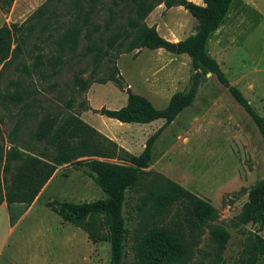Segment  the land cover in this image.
Instances as JSON below:
<instances>
[{
	"label": "rangeland",
	"instance_id": "1",
	"mask_svg": "<svg viewBox=\"0 0 264 264\" xmlns=\"http://www.w3.org/2000/svg\"><path fill=\"white\" fill-rule=\"evenodd\" d=\"M69 1L60 5L48 24L36 23L24 36L20 52L8 59L0 75V264H108L109 261L107 243L91 244L83 232L62 223L45 207L52 201L102 200L105 196L101 190L79 167L62 165L55 168L26 208L7 207L3 196L20 166L19 161L13 162L8 173L3 174L7 151L17 150L32 157L50 156L53 154L50 145L34 140L36 131L49 117L74 115L127 153L136 155L149 134L161 125L160 121L147 126L122 125L100 118L87 108L119 109L125 103L124 89L128 87L160 110L174 92L187 88L190 66L183 54L147 49L120 55L112 52L110 61L104 60L93 69L90 56L83 54L86 41L82 32L73 52L57 50L54 40L61 32L60 21L66 20L64 12ZM102 1L107 8L114 0ZM116 1L115 24H120L141 0ZM187 1L201 5L200 0ZM44 2L13 0L8 12H0V26L21 24ZM97 10L90 19L101 26L106 9L97 6ZM144 22L154 27L159 36L180 40L190 35L196 24L181 7L166 9L163 5L156 6ZM11 32L13 49L21 33L14 29ZM205 51L219 65L229 84L264 117V0H232L221 24L208 36ZM37 57L39 63L31 68ZM49 60L57 62L49 65ZM112 65L123 79L122 90L110 82H95ZM144 172L172 181L208 202L217 212L210 225L220 227L228 235L226 242L218 246L211 240L208 229L203 228L190 258L181 264H238L249 235L264 239V229L258 223L243 225L236 219L248 192L264 177V144L247 115L210 72L200 73L191 105L154 141ZM142 186L125 195L122 264H136L133 245L141 221L136 206L144 193ZM176 212L178 205L171 209L170 216Z\"/></svg>",
	"mask_w": 264,
	"mask_h": 264
},
{
	"label": "trees",
	"instance_id": "2",
	"mask_svg": "<svg viewBox=\"0 0 264 264\" xmlns=\"http://www.w3.org/2000/svg\"><path fill=\"white\" fill-rule=\"evenodd\" d=\"M68 0H45L19 25L0 26V75L8 59L18 54L24 45V36L29 34L37 22L43 26ZM201 5L187 0H141L120 24H115L118 2L111 1L106 8L102 0H70L66 20L60 21L61 32L55 37L59 51L73 52L78 35L86 41L83 54L90 56L93 69L110 54L136 53L141 49L162 50L171 55H186L190 73L187 88L173 93L164 108L155 109L143 96L124 89L125 104L116 110L87 108L94 114L104 116L122 124H149L160 120L161 125L144 141L142 150L131 155L113 141L101 135L74 115H55L47 118L34 135L36 142H47L53 154L32 157L17 150H9L4 156L2 172L6 175L13 162L19 161L12 183L5 191L3 201L7 207L21 205L26 208L58 166L73 165L88 177L104 194L105 198L92 202H47L45 207L56 214L62 223L83 232L91 244L107 243L108 264H122L123 245L126 235L122 209L128 191L143 185L144 193L136 206L140 218L139 233L135 238L133 253L136 264H181L188 260L192 249L207 228L211 240L222 246L227 234L220 227L210 225L217 218L216 210L206 201L185 190L178 184L154 173L144 172L151 158V148L161 132L186 107L197 93L200 73L208 71L216 82L226 89L228 95L247 115L264 144V117L260 116L242 96L229 84L216 61L208 56L205 44L208 36L221 24L232 0H200ZM13 0H0V12H8ZM158 5L164 8L181 7L196 22L192 34L183 40L171 42L159 36L154 27L144 20ZM97 6L106 16L100 26L90 19L97 13ZM63 11H61L62 13ZM62 15V14H61ZM21 33L11 49L13 33ZM57 61H47L55 65ZM39 58L31 65L35 67ZM206 74L204 77L207 78ZM97 83H112L117 89L124 88L123 79L115 65L96 79ZM2 201L0 197V202ZM179 212L170 216L174 206ZM12 223V217H10ZM240 224L258 223L264 229V177L247 194V201L236 216ZM238 264L264 262V239L249 235L241 249Z\"/></svg>",
	"mask_w": 264,
	"mask_h": 264
},
{
	"label": "crops",
	"instance_id": "3",
	"mask_svg": "<svg viewBox=\"0 0 264 264\" xmlns=\"http://www.w3.org/2000/svg\"><path fill=\"white\" fill-rule=\"evenodd\" d=\"M201 2V1H200ZM232 2V1H231ZM198 5V4H197ZM230 7V6H229ZM157 32V31H156ZM192 34V33H191ZM164 37V39L165 40H168V41H171V42H176V41H179L180 39H171L170 37H168V35H166V36H163ZM187 37V36H186ZM186 37H184V38H186ZM184 38H181L182 40L184 39ZM142 50V49H141ZM162 51V50H161ZM184 55V54H183ZM199 87V86H198ZM183 91V90H182ZM177 92H180V91H177ZM175 93V92H174ZM135 94V93H134ZM141 96V95H140ZM125 102H126V98H125ZM122 103V102H121ZM125 104V103H124ZM167 104V103H166ZM106 109V108H105ZM94 110H98V109H94ZM99 117H100V115H99ZM104 117V116H103ZM101 118V117H100ZM106 118V117H105ZM107 119H109V118H107ZM104 120V119H103ZM112 120V119H111ZM115 121V120H114ZM158 121H160V120H157V121H153V122H151V123H149V124H135V125H140V126H147V125H150V124H152V123H155V122H158ZM112 122V121H111ZM161 122V121H160ZM116 123H118L119 124V122H117L116 121ZM120 124H122V123H120ZM123 125V124H122ZM158 128V127H157ZM156 128V129H157ZM155 129V130H156ZM98 132V131H97ZM150 135V134H149ZM142 147H143V145H142ZM142 150V149H141ZM140 153V152H139ZM138 153V154H139ZM137 155V154H136Z\"/></svg>",
	"mask_w": 264,
	"mask_h": 264
},
{
	"label": "bare ground",
	"instance_id": "4",
	"mask_svg": "<svg viewBox=\"0 0 264 264\" xmlns=\"http://www.w3.org/2000/svg\"><path fill=\"white\" fill-rule=\"evenodd\" d=\"M207 76H209V74Z\"/></svg>",
	"mask_w": 264,
	"mask_h": 264
}]
</instances>
